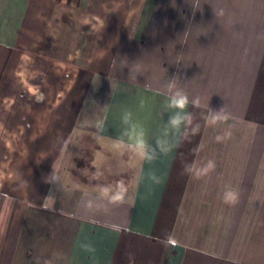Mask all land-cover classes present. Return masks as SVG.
Returning <instances> with one entry per match:
<instances>
[{
    "label": "crops",
    "instance_id": "1",
    "mask_svg": "<svg viewBox=\"0 0 264 264\" xmlns=\"http://www.w3.org/2000/svg\"><path fill=\"white\" fill-rule=\"evenodd\" d=\"M0 228V264H264V0H0Z\"/></svg>",
    "mask_w": 264,
    "mask_h": 264
},
{
    "label": "clouds",
    "instance_id": "2",
    "mask_svg": "<svg viewBox=\"0 0 264 264\" xmlns=\"http://www.w3.org/2000/svg\"><path fill=\"white\" fill-rule=\"evenodd\" d=\"M222 14V13H221ZM174 85H170V87H173ZM188 104V98L186 94H184L180 90H176L169 98V106L174 107L177 109L183 110L185 106ZM211 115V119L208 121L210 124L215 125L217 122H223L228 119V116L218 114L221 112V110L212 112L209 111ZM231 135L230 132H225L224 137L217 136V140L226 139ZM214 167L213 162L209 161L207 167L203 170L204 172H207L211 170ZM239 193L236 189L232 188L231 186H226L225 191L223 192V202L229 205H234L238 202ZM120 196H117L116 199H120ZM51 210V209H50ZM4 229L0 228V235L3 234ZM163 243H166L168 246L176 247L178 245V241L175 239L174 236L169 235ZM130 261L134 260V257H132V254H129Z\"/></svg>",
    "mask_w": 264,
    "mask_h": 264
},
{
    "label": "rangeland",
    "instance_id": "3",
    "mask_svg": "<svg viewBox=\"0 0 264 264\" xmlns=\"http://www.w3.org/2000/svg\"><path fill=\"white\" fill-rule=\"evenodd\" d=\"M81 159H84V158H81ZM78 160H80V159H78ZM80 164H82V163H80Z\"/></svg>",
    "mask_w": 264,
    "mask_h": 264
}]
</instances>
